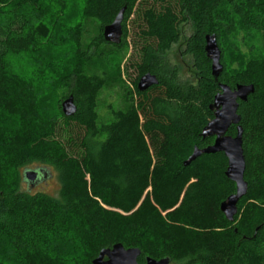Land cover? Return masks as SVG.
<instances>
[{"label": "trees", "instance_id": "1", "mask_svg": "<svg viewBox=\"0 0 264 264\" xmlns=\"http://www.w3.org/2000/svg\"><path fill=\"white\" fill-rule=\"evenodd\" d=\"M124 7L120 44L105 42L102 29ZM66 8V0H0V118L14 123L0 132V232L15 257H0V264H92L101 250L118 243L139 249L140 264L146 257L170 264H264V0H85L81 18L97 21V45L133 48L125 70L135 73L134 96L107 125L98 124L96 113L103 78L86 74L88 60L79 56L78 45L75 61L64 65L66 74L51 78L56 97L49 107L9 60L40 55ZM186 22L193 27L186 53L196 81L182 87L158 57L179 41ZM212 34L223 65L218 81L231 89L254 86L238 108L247 193L232 222L220 211L235 192L224 154L183 164L194 147L214 141L200 136L219 92L204 52L205 36ZM230 39L257 44L245 54ZM228 50L235 68L226 64ZM147 73L159 82L140 92L137 83ZM69 95L76 112L66 117L61 102ZM55 120L64 127L56 128ZM227 134L235 136L236 126ZM33 162L57 172L58 197L21 189L23 166ZM63 231L83 249L80 263L54 253L52 236Z\"/></svg>", "mask_w": 264, "mask_h": 264}, {"label": "rangeland", "instance_id": "2", "mask_svg": "<svg viewBox=\"0 0 264 264\" xmlns=\"http://www.w3.org/2000/svg\"><path fill=\"white\" fill-rule=\"evenodd\" d=\"M85 0H66V11L60 16L51 29L49 43L47 42L44 51L38 56H12L9 60L14 71L34 89L35 93L46 98V105H52L55 99V88L51 84V78L55 73L66 74L64 65L72 64L77 55L75 46L79 47V56L87 59L85 65L86 74L103 78L104 85L98 93L96 102V113L99 125H107L112 121L113 111L126 106L130 100V96H134V87L132 80L135 77L134 71L125 66L127 61L133 54L132 46L117 51L107 45L96 43L98 32V23L92 17L86 16L81 18L83 12V4ZM131 16L126 23L131 28ZM79 26H76V25ZM74 28V29H73ZM132 34V33H131ZM193 34V27L190 22H186L180 26V39L173 44L171 49L158 57L162 64H166L170 69H174L176 73V82L182 87H186L188 83H195L196 69L191 55L186 53L187 40ZM131 38L128 39V41ZM232 44H237L238 52L247 53L249 44H257V41L248 44V42H240L230 39ZM242 41V40H241ZM130 42V41H129ZM227 42L224 44L226 46ZM63 61L58 63L59 58ZM236 57L231 51H227L225 55L226 64L229 69L235 68ZM47 76V77H45ZM58 76V74H57ZM47 78L48 80H45ZM64 88L58 90V94L64 92ZM46 95V96H43ZM53 115V112L50 111ZM13 122L10 119L0 118V132H7L13 129ZM56 128L62 129L63 122L55 120ZM39 163L33 162L23 166L27 168H35ZM19 171H22L20 167ZM54 177L41 182V186L30 190L32 193H44L51 197H58L59 182L56 171L51 169ZM37 186V185H36ZM28 188L23 184V191ZM69 221L71 217H67ZM75 225H78L75 222ZM75 237L69 231L53 234L51 239V247L56 255L62 257H73L71 261L80 263L83 261V249L77 243ZM9 242L0 232V257L7 261L14 262L15 257L9 247Z\"/></svg>", "mask_w": 264, "mask_h": 264}, {"label": "water", "instance_id": "3", "mask_svg": "<svg viewBox=\"0 0 264 264\" xmlns=\"http://www.w3.org/2000/svg\"><path fill=\"white\" fill-rule=\"evenodd\" d=\"M125 7L115 16L112 23L102 29V36L105 42L110 44H120L122 39V22L124 18ZM204 52L206 58L210 61L211 76L219 89L209 105L213 118L204 126L200 136L202 139L214 138L212 145L205 148L194 147L189 158L183 163L188 166L196 158L203 154L223 153L227 159V168L225 176L235 185V192L228 196L221 204L220 211L228 220L232 222L237 213V205L240 199L247 193V182L244 179L245 159L242 148L243 130L240 125V116L238 114L239 102H246L248 96L254 93L253 85H236L231 89L228 85L218 81L223 72L221 63V50L218 46L216 36H205ZM155 75L147 73L139 78L137 89L144 92L152 86L158 84ZM61 111L64 116L71 117L76 112L74 98L69 95L61 102ZM231 126H236V135L227 134ZM23 178L26 183L31 184V189L37 184L52 178V173L43 168H25ZM141 252L137 248H124L118 243L110 248L103 249L98 256L92 260V264H140L138 258ZM142 264H170V259L160 260L146 257Z\"/></svg>", "mask_w": 264, "mask_h": 264}, {"label": "flooded vegetation", "instance_id": "4", "mask_svg": "<svg viewBox=\"0 0 264 264\" xmlns=\"http://www.w3.org/2000/svg\"><path fill=\"white\" fill-rule=\"evenodd\" d=\"M52 177H54V176L52 175ZM24 185H26L27 187L31 188V184H29V183L24 182ZM22 186H23V182H22ZM39 186H41V183L37 184V186H35L34 188H37Z\"/></svg>", "mask_w": 264, "mask_h": 264}]
</instances>
